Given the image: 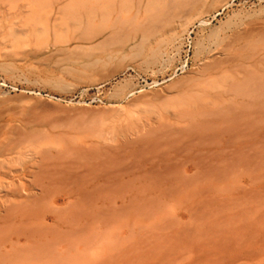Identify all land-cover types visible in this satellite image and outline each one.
Returning <instances> with one entry per match:
<instances>
[{"label":"rangeland","instance_id":"rangeland-1","mask_svg":"<svg viewBox=\"0 0 264 264\" xmlns=\"http://www.w3.org/2000/svg\"><path fill=\"white\" fill-rule=\"evenodd\" d=\"M77 1L0 0V264H264V0Z\"/></svg>","mask_w":264,"mask_h":264},{"label":"bare ground","instance_id":"bare-ground-1","mask_svg":"<svg viewBox=\"0 0 264 264\" xmlns=\"http://www.w3.org/2000/svg\"><path fill=\"white\" fill-rule=\"evenodd\" d=\"M70 1V0H69ZM71 1H73V0H71ZM77 1V0H76ZM86 1L87 0H79V1H77L80 5L79 6H82V5H85L86 4ZM106 2H107V0H105ZM70 4V3H69ZM101 4V3H100ZM99 4V5H100ZM68 6V5H67ZM70 6V5H69ZM103 6V5H102ZM107 7H108V4H107ZM112 7V6H111ZM64 8V7H63ZM97 8V7H96ZM62 9V8H61ZM69 9H71V7L69 8ZM108 9V8H107ZM96 10V9H95ZM110 10V9H109ZM76 11V10H75ZM69 12V11H68ZM83 12V11H82ZM101 12V11H100ZM63 13V12H62ZM64 13H65V11H64ZM71 13V12H70ZM99 13V12H98ZM106 13V12H105ZM75 15V14H74ZM73 15V16H74ZM4 150H5V148H4ZM27 154V153H26ZM28 155V154H27ZM8 160H4V161H0V165H2V167H6L7 166V164H8ZM35 164H37L38 162H34ZM24 164V163H23ZM1 167V168H2ZM1 173V172H0ZM1 189H3V188H1ZM41 191V190H40ZM6 192V191H5ZM26 192V191H25ZM43 192V191H42ZM46 193V192H45ZM44 194V193H43ZM33 197V196H32ZM44 199V198H43ZM34 204V203H33ZM32 204V205H33ZM32 205H31V207H32ZM36 205V204H35ZM40 205V204H39ZM35 207V206H34ZM33 208V207H32ZM31 209V208H30ZM1 206H0V215H1ZM40 228V227H39ZM28 229V228H27ZM29 229H31V228H29ZM14 230H16V229H14ZM12 231V230H11ZM24 231V230H23ZM16 232V231H15ZM17 233V232H16ZM31 234H33V233H31ZM22 236V235H21ZM43 236V235H42ZM23 237V236H22ZM28 239H29V237H27ZM37 249V248H36ZM2 258V257H1ZM4 260V259H3ZM29 262V261H28ZM41 262H43V261H41ZM4 263V262H3Z\"/></svg>","mask_w":264,"mask_h":264},{"label":"built area","instance_id":"built-area-1","mask_svg":"<svg viewBox=\"0 0 264 264\" xmlns=\"http://www.w3.org/2000/svg\"><path fill=\"white\" fill-rule=\"evenodd\" d=\"M188 64V62H186V65Z\"/></svg>","mask_w":264,"mask_h":264}]
</instances>
